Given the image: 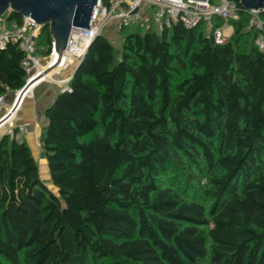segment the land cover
I'll use <instances>...</instances> for the list:
<instances>
[{
  "label": "trees",
  "instance_id": "obj_1",
  "mask_svg": "<svg viewBox=\"0 0 264 264\" xmlns=\"http://www.w3.org/2000/svg\"><path fill=\"white\" fill-rule=\"evenodd\" d=\"M249 20L240 9L222 45L203 24H136L120 53L96 37L44 111L57 192L19 127L0 138V264H264V51ZM51 43L45 27L37 52ZM24 56L0 50V96L25 84Z\"/></svg>",
  "mask_w": 264,
  "mask_h": 264
},
{
  "label": "built area",
  "instance_id": "obj_2",
  "mask_svg": "<svg viewBox=\"0 0 264 264\" xmlns=\"http://www.w3.org/2000/svg\"><path fill=\"white\" fill-rule=\"evenodd\" d=\"M235 0H97L89 29L73 28L68 39L67 47L60 58L52 55L54 41L48 56L37 52V40L42 27L30 17H24L22 23L9 22L7 17L0 18V50L9 42L16 43L24 53L22 65L27 73L25 84L16 91L24 89L22 98L29 97L30 89L34 91L45 83L56 84L61 89L68 88L71 77L59 79L65 70L77 66L85 56L94 39L103 34L109 27L116 32L139 24L145 29L155 26L158 33L171 29L175 23H181L187 28H195L201 24L212 32L214 42L222 45L231 38L234 27L233 21L240 19V9L248 17L250 28L256 31L255 44L264 51V12L259 9H244ZM137 12L134 13V10ZM32 83H37L35 87ZM32 86L34 88H32ZM6 95L0 96V111L6 108ZM7 110V109H6ZM24 131V127H19Z\"/></svg>",
  "mask_w": 264,
  "mask_h": 264
},
{
  "label": "water",
  "instance_id": "obj_3",
  "mask_svg": "<svg viewBox=\"0 0 264 264\" xmlns=\"http://www.w3.org/2000/svg\"><path fill=\"white\" fill-rule=\"evenodd\" d=\"M235 1L239 2L244 9H259L264 12V0ZM96 4L97 0H0V18L15 13L30 17L41 25L42 29L48 27L55 46L52 55L60 58L67 47L72 29L76 27L89 29ZM135 12L137 9L134 10ZM79 64L75 67L73 74ZM25 91L24 89L19 92L18 98L9 111L0 118V127L5 125L21 107Z\"/></svg>",
  "mask_w": 264,
  "mask_h": 264
},
{
  "label": "rangeland",
  "instance_id": "obj_4",
  "mask_svg": "<svg viewBox=\"0 0 264 264\" xmlns=\"http://www.w3.org/2000/svg\"><path fill=\"white\" fill-rule=\"evenodd\" d=\"M137 26L138 25L133 24L128 29L123 31L122 33L121 32H116V30H114V28L109 27L108 29H106L103 32V35L105 37H107L110 40V42L113 44L116 53H120V51L122 49V43H123L124 36L126 34L132 32V31L136 30ZM153 29H155L154 25H153ZM72 71H74V67H71V68L65 70L61 75H58L57 78H59V79L66 78V77H68L70 75V73ZM51 88L53 90H55L54 91L55 94H58L60 91H62V89H61V87L59 85L45 83V84H42L41 86H39L34 91V94L36 93V96L39 97L40 90H41V92H43V91L48 90V89L50 90ZM14 100H15V95L13 96V94H8L7 100H6L7 101V105L5 106L6 108H3V110L0 111V117L3 116L5 113H7L6 109L9 107V105L13 104ZM37 117H39V119H37V120L35 119L33 121V123H34L33 124V128L29 127V129L33 130V132L36 133V138H37V140L35 139L36 141L32 140V142H30L31 143V148L30 149H31L32 155L34 156V158H35V160H36V162L38 164L39 174H40L41 179L43 180V182L48 186V188L51 191L56 193L57 190L55 189V187L51 183L49 170H48V167H47V161H46V159L44 157L43 150H42V145L40 143V137H41L42 131H43L45 125H46V119H45V116L43 114H40ZM11 121H10V123H8L7 125H4L0 129V135L1 134L4 135L6 133L12 134V132H13L12 128L15 127V121H13V122H11ZM20 127H24V126H20ZM27 130L28 129H26V128H25L24 131L20 130V133L18 134V137L24 139V136L27 133Z\"/></svg>",
  "mask_w": 264,
  "mask_h": 264
},
{
  "label": "crops",
  "instance_id": "obj_5",
  "mask_svg": "<svg viewBox=\"0 0 264 264\" xmlns=\"http://www.w3.org/2000/svg\"><path fill=\"white\" fill-rule=\"evenodd\" d=\"M72 74H73V71L70 73L68 77H71ZM32 91L33 89L31 90L29 97L25 99L24 103L18 109V111L16 112V114L14 115L11 121V122L15 121V127L24 126L26 129H28L27 133L24 136V139L26 140L30 148H31L30 142H32V140L36 141L37 138H36V133H34L33 130L29 129V127L33 128V124H34L33 121L35 119L36 120L39 119V117L37 116H39L40 114L44 115L45 109L53 103V101L55 100L57 96V94L54 93L55 90H53L52 88L50 90L48 89L43 92H41L40 90L39 97L36 96V93L31 95ZM9 94H13L14 96L16 95V91L10 92ZM7 96L8 95H6V100H7ZM10 106H12V104L9 105V107L7 108V111H9ZM1 137H2V134L0 135V138Z\"/></svg>",
  "mask_w": 264,
  "mask_h": 264
},
{
  "label": "bare ground",
  "instance_id": "obj_6",
  "mask_svg": "<svg viewBox=\"0 0 264 264\" xmlns=\"http://www.w3.org/2000/svg\"><path fill=\"white\" fill-rule=\"evenodd\" d=\"M32 84H33V86H34V85L37 84V83H32ZM33 86H32V88H33ZM30 90H32V89H30ZM30 92H31V91H30ZM30 92H29V94H30ZM24 101H25V99H24ZM24 101H23V102H24ZM21 106H22V105H21ZM15 114H16V113H15ZM15 114H14V115H15ZM4 115H5V114H4ZM4 115H3V116H4ZM3 116H2V117H3ZM13 117H14V116H13ZM13 117H12V118H13ZM12 118H11V119H10L5 125H7L8 123H10V121L12 120ZM3 126H4V125H3ZM3 126H1L0 129H1Z\"/></svg>",
  "mask_w": 264,
  "mask_h": 264
}]
</instances>
